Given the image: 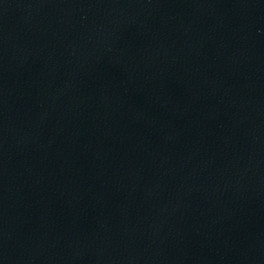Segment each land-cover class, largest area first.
I'll list each match as a JSON object with an SVG mask.
<instances>
[{
	"label": "water",
	"instance_id": "1",
	"mask_svg": "<svg viewBox=\"0 0 264 264\" xmlns=\"http://www.w3.org/2000/svg\"><path fill=\"white\" fill-rule=\"evenodd\" d=\"M0 264H264V0H0Z\"/></svg>",
	"mask_w": 264,
	"mask_h": 264
}]
</instances>
